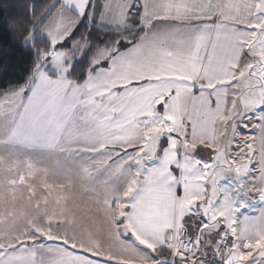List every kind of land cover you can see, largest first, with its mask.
<instances>
[{
	"label": "snow or ice",
	"instance_id": "1",
	"mask_svg": "<svg viewBox=\"0 0 264 264\" xmlns=\"http://www.w3.org/2000/svg\"><path fill=\"white\" fill-rule=\"evenodd\" d=\"M30 16L31 67L0 89V171L30 211L0 216V264H264V0Z\"/></svg>",
	"mask_w": 264,
	"mask_h": 264
},
{
	"label": "trees",
	"instance_id": "2",
	"mask_svg": "<svg viewBox=\"0 0 264 264\" xmlns=\"http://www.w3.org/2000/svg\"><path fill=\"white\" fill-rule=\"evenodd\" d=\"M52 0H0V61L12 66L13 71L0 73V89L23 83L22 76L31 67L32 56L28 49L18 46L26 26L31 23V11L37 15ZM87 23V22H85ZM84 24L80 28L83 30Z\"/></svg>",
	"mask_w": 264,
	"mask_h": 264
},
{
	"label": "rangeland",
	"instance_id": "3",
	"mask_svg": "<svg viewBox=\"0 0 264 264\" xmlns=\"http://www.w3.org/2000/svg\"><path fill=\"white\" fill-rule=\"evenodd\" d=\"M6 173L0 171V216L7 214H18L21 209L30 211V202L27 198V189L17 187L14 192L9 191V185L6 183L7 179ZM39 182V178L36 181H29L30 184H35ZM63 181H61L62 183ZM225 181H222L224 183ZM73 192L79 195V182H76V186ZM87 200V194L84 197ZM34 203V201L32 202ZM51 207V206H50ZM259 207V205L257 206ZM245 214H252V209L247 210ZM33 215H38L33 213ZM23 224L17 221L16 227H22Z\"/></svg>",
	"mask_w": 264,
	"mask_h": 264
}]
</instances>
